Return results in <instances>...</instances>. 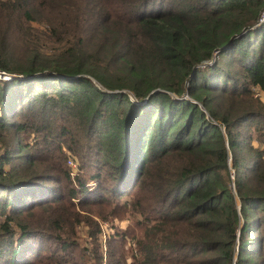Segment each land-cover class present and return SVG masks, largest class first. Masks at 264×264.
Segmentation results:
<instances>
[{
    "label": "trees",
    "instance_id": "1",
    "mask_svg": "<svg viewBox=\"0 0 264 264\" xmlns=\"http://www.w3.org/2000/svg\"><path fill=\"white\" fill-rule=\"evenodd\" d=\"M263 11L0 0V264H264Z\"/></svg>",
    "mask_w": 264,
    "mask_h": 264
},
{
    "label": "rangeland",
    "instance_id": "2",
    "mask_svg": "<svg viewBox=\"0 0 264 264\" xmlns=\"http://www.w3.org/2000/svg\"><path fill=\"white\" fill-rule=\"evenodd\" d=\"M35 27L40 29L39 25L35 24ZM257 98H260L262 100V102L264 103V95H261V97L257 96ZM253 145L256 146L255 143ZM69 162H72V164L70 165ZM67 165L70 169L75 170L77 164L72 158H70V159H68ZM232 174H233V172H232ZM71 177H72V179L75 178L74 173H73V175H71ZM232 178H233V176H232ZM131 221L132 220L130 217H127L124 219H110L108 222H101L100 221L99 223L101 225V230H102V235L100 236V240H102L103 246L106 247V243L108 241L107 239L109 238L110 235H112L115 232V230H127L132 224ZM82 237H83V239H86L85 235H83V234H82ZM87 246H89V245H87ZM114 247H115V250L117 252H119V251L120 252H126L127 256L129 257L128 263L132 261L131 254L134 253V251H135V245H134L133 241H130L129 239H127L123 249L121 248V245H114ZM89 248H90V246H89Z\"/></svg>",
    "mask_w": 264,
    "mask_h": 264
},
{
    "label": "built area",
    "instance_id": "3",
    "mask_svg": "<svg viewBox=\"0 0 264 264\" xmlns=\"http://www.w3.org/2000/svg\"><path fill=\"white\" fill-rule=\"evenodd\" d=\"M263 23H264V11H263V14H262V16H261V19H260V21H259V24H263ZM255 95H256V97H257V96H260V97H261V95H264V94H263L262 92L256 90V91H255ZM69 164L71 165L72 162H69Z\"/></svg>",
    "mask_w": 264,
    "mask_h": 264
},
{
    "label": "water",
    "instance_id": "4",
    "mask_svg": "<svg viewBox=\"0 0 264 264\" xmlns=\"http://www.w3.org/2000/svg\"><path fill=\"white\" fill-rule=\"evenodd\" d=\"M13 78L14 77H11V76L5 74L4 72H0V79H3V80H11ZM19 78H21V77H19Z\"/></svg>",
    "mask_w": 264,
    "mask_h": 264
}]
</instances>
